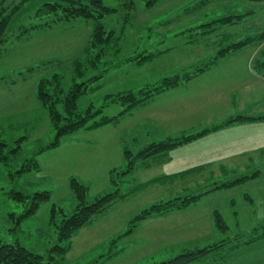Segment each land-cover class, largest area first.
Segmentation results:
<instances>
[{
  "label": "rangeland",
  "instance_id": "obj_1",
  "mask_svg": "<svg viewBox=\"0 0 264 264\" xmlns=\"http://www.w3.org/2000/svg\"><path fill=\"white\" fill-rule=\"evenodd\" d=\"M133 1V4L125 5L124 0H104L105 5L117 11L108 14L102 23L107 30L116 33L98 60L95 58L98 48L86 51L93 32L92 21L77 19L37 26L50 19L36 16L43 0H0V21L9 17L7 32L0 38V148L1 154L8 156L7 159L0 158V240L28 247L42 256L44 264H155L176 256L184 249L203 248L221 240L245 237L264 222V216L246 208L249 199L245 197V194L257 199L264 197V189L257 183L262 180L260 177L241 185L211 191L180 211L151 215L139 221L132 233L124 235L131 219L153 203L199 193L211 187L188 183L140 184L147 179V175L159 174L157 158L164 155L133 163L130 175L124 177L123 171L127 169L124 149L119 150L110 142L114 135L122 133L123 139L128 141V148L138 152L152 141L181 131L169 130L168 127L157 129L156 125L144 122L143 115L129 118L132 115L126 113L117 125L106 124L93 129L81 127L61 136L58 145L40 150L56 140L49 113L36 96L41 78L57 73L63 77L65 85L72 84L76 75L75 60L83 63L86 78L105 69L103 78L92 84L95 86L81 94L77 101L81 112H85L90 105L93 110H99L90 119L91 123L123 110L125 105L113 100L114 95L137 92L174 74L195 71L210 64L218 57L220 49L232 42L264 31V0H156L153 6L147 5L149 0ZM244 12L247 14L241 22L198 26L229 14ZM211 28L214 29L202 32ZM263 52L264 39L234 49L212 64L210 71L167 91L170 93H158L156 96L165 94L164 98L183 97L186 100L202 93L207 95L210 92L211 96L212 89L223 88L224 94L237 93L236 97L241 99L249 87L254 91L244 96L246 101L264 112V81L261 82L256 69L258 60L264 59ZM142 53L154 56L140 64L127 61L129 57ZM93 59L98 60L97 65L92 63ZM77 81L82 79L77 78ZM245 81L247 87L243 85ZM210 96H203L206 101L202 100L200 104L190 102L188 108L177 107L182 108L178 114L194 112L179 116L177 123H191L196 125L194 130L197 127L203 130L226 115L231 117L243 111L239 103L228 106L225 100ZM59 108L62 110L63 106L60 104ZM174 109L173 106L169 111L174 112ZM256 133L258 130L253 128L245 135ZM224 135L218 141L221 143H217L219 149H222L223 140L229 139L227 133ZM210 136H207L204 146H213ZM136 138L137 142L134 141ZM183 145L169 151L172 160L173 156L176 160L181 159V165L192 158L183 156L181 148H188ZM17 146L21 148L13 152L11 149ZM195 146L198 151L201 149L199 145ZM176 148L179 151L175 154ZM143 161H150L151 168L145 170ZM33 162L38 164V169L31 167L18 171L24 164ZM260 162L250 171L258 168L264 171V161ZM168 164L169 161L165 165ZM242 171L245 170L237 172L244 173ZM72 177L88 187L89 201L115 192L117 188L124 195H119L103 211L94 215L91 222L70 241H59L57 227L51 223V209L56 205L63 207L67 214L72 213L77 203L71 186ZM14 191H21L28 197L15 199L12 196ZM44 191L49 192L50 198L38 199L37 194ZM35 200L39 201L36 211L27 212ZM216 211L228 225L225 232L214 225ZM59 219L60 216H57V221ZM254 242L257 244L245 245L235 252L229 244L227 254L234 258L226 264H264V237ZM67 243L69 249L64 255L50 251L55 245ZM51 253L53 258H50ZM212 256H216L215 253Z\"/></svg>",
  "mask_w": 264,
  "mask_h": 264
},
{
  "label": "trees",
  "instance_id": "obj_2",
  "mask_svg": "<svg viewBox=\"0 0 264 264\" xmlns=\"http://www.w3.org/2000/svg\"><path fill=\"white\" fill-rule=\"evenodd\" d=\"M155 1L156 0H149L147 1V5L153 6L155 4ZM131 2L132 4L134 3L133 0H124L125 5H128ZM116 11V8H112L105 5L104 0H43L41 6L37 9L36 16L41 18L50 17V19L45 20L43 23H40L37 26L53 25L58 22L77 19H85L92 21L94 27L93 32L91 34L90 45L87 47L86 51L92 52L94 49L98 48L99 52L95 55V58L100 60V57L105 52L106 48L108 47L116 33L114 30H107L105 25L102 23V20L108 14ZM246 14L247 13L245 12L229 14L219 19H215L211 22L200 24L198 26H205L215 22L221 24H234L237 22L244 21ZM8 23V16L2 19V21H0V38H2L6 34ZM213 29L214 28H211L210 30L205 29L202 32H208ZM263 39L264 31L259 32L255 36H248L243 40L232 42L226 47L220 49L218 57H216L215 60L211 61L210 64L199 67L195 71L184 72L183 74H174L172 76L164 78L163 81L159 84L141 88L137 92L129 91V93L126 94L118 93L114 95L112 99L122 102L125 105L123 110L117 115L102 116L99 119L93 120L91 123H89L90 119L94 117V115L98 113L99 110H93V106L90 105L85 110V112H81L78 109L77 101L81 94L88 92L91 88H93V86H95L92 84L99 82L103 78V73L106 70H100L99 73H95L86 78V69L84 68L83 63L79 60H75L76 75L73 77L72 84L65 85L63 77L57 73L49 77H43L38 81L36 90L37 99L47 109L52 126L56 131V140L51 142L47 146L41 147L40 150H44L48 147L58 145L60 143L59 138L61 136L68 133H72L81 127L96 128L109 123H116L118 122V120H120L121 116L124 113L128 112L134 107L145 103L154 95L175 88L185 82H188L190 79L196 77L198 74L206 71L212 66V64L217 61L219 57L226 55L228 52L234 49L244 47L248 44H254ZM153 56L154 55L150 53H142L136 56L129 57L127 61L140 64L148 61ZM261 59L259 62H257L256 65H261V67L264 69V60ZM98 60L95 61V59H93L92 63L94 65H97ZM77 78H81L82 81H77ZM96 87H98V85ZM108 96L112 95L109 94ZM60 104L63 106L62 110L59 108ZM256 119H264V114L257 116L251 114H239L237 116H234L233 118L227 119L223 123L232 120ZM220 125H216L211 128H205L196 134H190L177 138H167L161 141L152 142L137 153H133L131 150L126 149L124 151V156L127 160V169L123 171V174L132 171L133 163H135L138 157H149L151 155L169 150L179 144L185 143L196 137H199L207 133L208 131L217 128ZM17 147L18 148L15 147L11 150L13 152H16L21 148L20 146ZM0 158H8L7 155H4L3 153L1 154V148ZM31 167H34L36 169L39 168L38 164L33 162V164L29 165L24 164L23 168L19 169L18 171H24ZM257 173L258 172L237 177L233 181L222 183L221 185H217L216 187L236 185L249 178H252L253 176L257 175ZM113 178L114 177L112 176V181L116 184V180H114ZM71 186L75 192V197L77 200V203L73 208L72 213L67 214L63 207H57L56 205H53L51 209V223H54L57 227L59 241H70L72 237L82 227L88 225L91 222L94 215L103 211L114 201V199H116V197H118L119 195H124V193L120 192V190L117 188L115 192H110L104 195L97 196L94 198L93 201H89L88 187L86 185L79 182L75 177H72ZM205 192H208V190L185 196H176L164 202L153 203L152 205L138 212L131 219L129 227L125 231L124 235L132 233L137 223L142 219L155 214H163L170 211L181 210L190 205L193 201L198 199ZM12 196L18 200H24L26 197H28V195L23 194L21 191H14L12 193ZM37 196L38 199L50 198V194L48 191L38 193ZM38 205L39 201L35 200L33 202V206L31 208H28L27 212L34 213L38 208ZM57 216H60L59 221H57ZM215 224L216 227L223 232L228 230L227 224L222 219V215L218 213V211H216L215 215ZM261 229H264V227L258 226L254 228L253 231L245 237L237 236L231 239L235 240L237 245L242 243H250L261 237H264V230ZM116 239L117 238H115L114 240ZM228 241L229 240H221L220 242L211 244L203 248L185 250L168 260L160 261L155 264H190L193 261L198 260L199 258L207 255L214 248L224 246V244ZM68 249L69 243H67L66 245H55L50 249V251L56 252L58 255H64L68 252ZM108 256H111V254H109ZM50 258H53L52 253L50 254ZM41 259L42 256L40 254L32 251L31 249L20 243L10 244L0 240V264H44ZM46 264L52 263L48 262Z\"/></svg>",
  "mask_w": 264,
  "mask_h": 264
},
{
  "label": "crops",
  "instance_id": "obj_3",
  "mask_svg": "<svg viewBox=\"0 0 264 264\" xmlns=\"http://www.w3.org/2000/svg\"><path fill=\"white\" fill-rule=\"evenodd\" d=\"M59 23H61V22H59ZM221 57H223V56H221ZM221 57H219V58H221ZM261 60H264V59H261ZM259 61L260 60H258V62ZM209 69H207V70L210 71ZM256 69L258 70L257 76L261 79V82H263L264 81V69L261 67V65L257 66ZM206 71H204V72H206ZM204 72L198 74L197 76L202 75ZM194 78H192V79H194ZM192 79H190V80H192ZM181 85H184V83ZM243 85H245L247 87L248 83L245 81V82H243ZM177 87H179V86H177ZM238 88H240L239 84H238ZM172 89H169V90H172ZM169 90H167V91H169ZM167 91H164V92H167ZM222 91H225V90L223 88H218V89L216 88V89H212L211 92H213L214 98H216V100H221V101L225 100L226 104L228 106L229 105H237L239 103V105L243 106V111H241V113H236V114L232 115L231 117H228L227 115L222 117L220 119L221 121L212 123L211 125H208L207 127H205V128H211L213 126L221 124L217 128L212 129V130L208 131L207 133H205L199 137H196L190 141L185 142L187 144L182 143V144L177 145V146H180V145L185 144L182 147L188 146V148H181V152H182L183 156H185V157H188V158L192 157L191 159L184 161V165H181L182 164V162L180 163L181 159L176 160L174 158V156H173V160H172V154L169 151L171 149H173L174 147L169 149V150L163 151L161 153L151 155L149 157H138L136 159L135 163H137L138 161L150 159L151 157H159L162 155H164V157L168 158V159H163L164 157L163 158H157V161L159 160L158 164L160 165L159 174L154 175V176H152V175L148 176L147 175V177H146L147 179L140 182V184H142V185H145L146 183H148V184L158 183L159 185L160 184H172V185H177V184L183 185L184 184L185 185L187 183L188 184H207L208 186L209 185L211 186L207 189L208 192L204 193V194H207V193L214 191V190H217V189L230 188V187H233L236 185L244 184V183L248 182L249 180L254 181L257 178L262 177V180H260L257 183H259L260 187L264 189V171H262L259 168L254 169L253 171L252 170L250 171L251 167H255L256 166L255 164H258L260 162L259 160H261V162L264 161V119L232 120V121H229V122L227 121L226 123H223L227 119L233 118L234 116H237L239 114H251V115L257 116V115L264 114V112L257 110L255 107L256 106L255 104H253L252 102H247L246 101L247 99H245V97L247 96L249 91L252 92V91H254V89L250 90V88L248 87L247 93H245V94L243 93V97L241 99H238L236 97L237 93H231L230 94V92H229L228 94H224ZM161 93H163V92H161ZM167 93H170V92H167ZM203 94L204 93H202L200 96L196 95V97L195 96L188 97L186 100L183 99V97H175V98L168 99V98H164L163 95H165V94H163L161 96H156L157 95L156 94L153 97H151L148 101H146L145 103H143L137 107H134L133 109L129 110L126 113L128 115H129V113L132 115L129 118H132L133 116H139L140 117L143 115L144 118H142V120L146 123L149 122L153 126L156 125L157 129L168 127L169 130H171V129L181 130L180 132H178L174 135H168L167 134L166 137H164L163 139L156 140V141H161V140H164L167 138H177V137H183V136L190 135V134H196V133L202 131V129H200V127H197L194 130L196 125H191V123L181 124L180 122L177 123V121H176V118H178L179 116H187V115L193 114L194 113L193 110L189 114L182 115V114H178V113L182 112V108H177V107L183 106V108H188L191 105L190 102H194L195 104H200V103H202L201 102L202 100L206 101L203 98V96L204 97L210 96V92L207 95H203ZM213 95H211V96H213ZM222 95L225 96L226 98H224V97L221 98ZM236 100H240V101L236 102ZM250 100H253V99H250ZM173 106L175 107L174 112L169 111V109ZM139 107H143V108H139ZM143 109H144V111H143ZM164 110H168V111L166 112ZM138 111H142V112H138ZM126 113H124L121 116V118H120V120H118V122L109 123L108 125L119 124L120 122H122L123 117H126V115H127ZM147 114H148V116H147ZM148 118L152 121L148 120ZM146 120H148V121H146ZM173 120H174V122H173ZM141 123H142V121H141ZM235 125H241V126H237V128H234V127H236ZM253 128H256L258 130V133L251 134L250 136H246L245 134L252 132ZM87 129H93V128H87ZM186 129L192 130V131H184ZM226 129H229V130H226ZM234 130H236V131H234ZM130 131H132V130H130ZM130 131H127L126 133L129 134ZM208 133L211 134L210 137L214 141V144L211 147L207 146V144L205 146L203 145V143H206V138L209 135ZM226 133H227V136L229 139L226 141L223 140L222 143H224V144L221 145L222 149H219L217 147V143H219V144L221 143L218 141L220 138L225 136L224 134H226ZM121 134L122 133L114 135L115 136L114 139H112V141H110V142H112V144H115L116 146H118L119 150H121V148H122V150L124 149V151L126 149L130 150L128 148V145H127V142H128L127 139L126 138L123 139V136ZM202 137H204V138H202ZM241 137H242V139H240ZM197 138L198 139L202 138V140H197ZM137 140L138 139L136 138L134 141L137 142ZM194 140L195 141L197 140V141L191 142ZM156 141H152V142H156ZM195 144L199 145V147L201 148L199 151L197 150V147L195 146ZM177 146H175V147H177ZM176 149L177 150L174 151L175 154L179 151V148H176ZM131 151L133 153L137 152V151L134 152L133 150H131ZM261 156H262V159H261ZM123 158H124V164H126L127 160H126L124 154H123ZM168 161H169V164H168V166H166L165 164ZM150 164H151L150 161H143V165H144L145 170L147 168L148 169L151 168ZM239 169L245 170V171H242L244 173H238L237 171ZM229 172H232V173H229ZM256 172H258L257 175H255L252 178H249V179H247L241 183H238L236 185L216 187L217 185H221L222 183L233 181L237 177H240L243 175H248V174H253ZM123 175H124V177H127L130 175V173H126ZM229 175L233 176V177H227ZM224 177H227V178L225 180H222V178H224ZM206 179H208V180L205 181ZM213 180H215V181H213ZM253 181H251V182H253ZM260 182H262V184H260ZM245 197L249 199V205L246 206V208L251 210V211L258 212V213H260L261 216H264V197L257 199L255 196H251L250 194H245ZM178 211H180V210H178ZM214 225L216 227L215 223H214ZM259 226L264 227V222ZM261 230H264V229H261ZM247 232H250V231H247ZM253 242L242 243V244L237 245L235 240H232V241L229 240L227 243L224 244V246L219 247V248H214L207 255L199 258L198 260L193 261L190 264H226V263L230 262L231 259L234 258L231 255H229V253L227 254V251L228 252L230 251L227 249V246L229 244H231L229 247L231 249L234 248V250H232V251L235 252L236 249H240L241 247H244L245 245L257 244V242H254V243ZM255 248H260V247L256 246ZM185 250H188V249H184V251ZM213 253H215L216 256H212Z\"/></svg>",
  "mask_w": 264,
  "mask_h": 264
}]
</instances>
